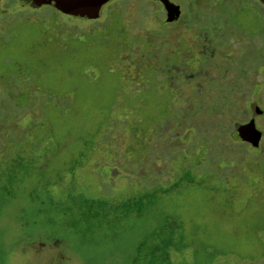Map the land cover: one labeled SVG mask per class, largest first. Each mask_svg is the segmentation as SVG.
Masks as SVG:
<instances>
[{
  "label": "rangeland",
  "instance_id": "rangeland-1",
  "mask_svg": "<svg viewBox=\"0 0 264 264\" xmlns=\"http://www.w3.org/2000/svg\"><path fill=\"white\" fill-rule=\"evenodd\" d=\"M170 1L0 0V264H264V0Z\"/></svg>",
  "mask_w": 264,
  "mask_h": 264
},
{
  "label": "water",
  "instance_id": "water-1",
  "mask_svg": "<svg viewBox=\"0 0 264 264\" xmlns=\"http://www.w3.org/2000/svg\"><path fill=\"white\" fill-rule=\"evenodd\" d=\"M22 4L32 6L50 5L60 13L79 17L94 18L101 10L102 6L111 0H18ZM164 8L168 20L177 18V7L170 0H157ZM251 117L246 123H235L233 136L237 139L246 140L252 146L256 145L261 131L255 126L254 117L262 113L261 109L255 104H251Z\"/></svg>",
  "mask_w": 264,
  "mask_h": 264
},
{
  "label": "trees",
  "instance_id": "trees-1",
  "mask_svg": "<svg viewBox=\"0 0 264 264\" xmlns=\"http://www.w3.org/2000/svg\"><path fill=\"white\" fill-rule=\"evenodd\" d=\"M78 18H79V17H78ZM2 135H3V134L0 133V149H1V145H2V142H1V141L3 140ZM12 136H13V134H12ZM92 155H93V154H92ZM91 157H92V156H91ZM91 157H88V158L86 157V159H89V160H90ZM87 163H88V162H87ZM84 167H85V164L82 165V164L80 163V165H78V166H76V167L74 168L73 173H75L77 169H79V168H84ZM86 168H88V165L86 166ZM91 178L93 179V177H91Z\"/></svg>",
  "mask_w": 264,
  "mask_h": 264
}]
</instances>
